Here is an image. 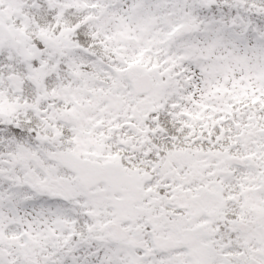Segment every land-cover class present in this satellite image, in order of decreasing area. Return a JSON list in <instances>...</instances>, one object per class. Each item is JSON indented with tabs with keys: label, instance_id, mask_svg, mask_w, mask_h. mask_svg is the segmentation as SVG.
Returning <instances> with one entry per match:
<instances>
[{
	"label": "snow or ice",
	"instance_id": "1",
	"mask_svg": "<svg viewBox=\"0 0 264 264\" xmlns=\"http://www.w3.org/2000/svg\"><path fill=\"white\" fill-rule=\"evenodd\" d=\"M0 264H264V0H0Z\"/></svg>",
	"mask_w": 264,
	"mask_h": 264
}]
</instances>
